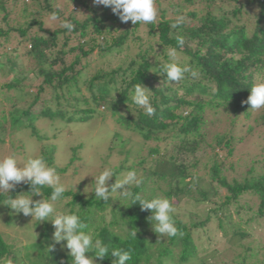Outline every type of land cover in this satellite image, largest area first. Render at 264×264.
<instances>
[{
  "label": "trees",
  "instance_id": "obj_1",
  "mask_svg": "<svg viewBox=\"0 0 264 264\" xmlns=\"http://www.w3.org/2000/svg\"><path fill=\"white\" fill-rule=\"evenodd\" d=\"M52 1L56 0H0V47L10 44L14 33L17 40L10 52L3 54L5 61L0 60V76L15 78L17 60L25 57L31 61V71L42 79L36 91H25L23 105L16 103L7 114L0 115V131L14 134L28 128L42 140L47 135L37 133L35 122L39 118L85 122L108 112L109 120L127 134L121 138V151L123 138H135L142 148H148L140 161L123 164L115 173L135 170L144 177V184L139 189L133 186L134 192L146 199L169 198L175 207L176 226L183 235L159 236L148 219L150 211H142L139 204L131 206L120 195H113L105 203L95 193L82 192V184L68 188L57 203L66 201V211L79 215L87 224L83 231L101 239L110 250H131L128 264H210L206 258L209 233L216 232L236 250L230 261L221 264H264V243L248 242L251 235L246 231L253 224L264 228V168L258 176L250 168L241 180L228 176L233 170L230 159L244 140L232 130L240 129L248 112H252L251 106L244 103L250 88L264 83V0H219L221 5H217L218 0H184L181 5L171 4L173 15L187 17L176 29L171 27L176 20L166 19L165 10L160 11L158 21L142 28V23L121 22L111 8L94 5L93 0H64L68 4L63 9L54 8ZM159 2L155 0L157 7ZM253 5L258 13L249 28L243 15ZM71 6L78 12L69 10ZM57 10L75 25L73 31L44 27L42 18ZM18 18L24 19L22 25H9ZM178 36L184 38L182 47L177 45ZM25 44L27 48L23 49ZM174 47L177 55L171 61L168 53ZM72 54L68 62L66 57ZM168 62L189 65L197 76L186 73L183 80L169 82L163 72ZM14 78L1 84L0 92L24 93L22 84L27 79ZM138 83L149 90L147 94L156 109L154 116H147L132 100L133 85ZM46 94L51 99H46ZM6 101L11 105V98ZM40 101L36 111L34 107ZM260 110L254 119L255 130L247 126L250 135L264 131V108ZM220 111L229 114L230 130L215 133L210 143L206 130L214 120L206 116ZM79 147L71 148L70 160L62 168L54 165L56 144L43 147L41 156L65 178L68 172L76 174L80 170L74 165ZM199 152L207 156L204 174L198 170ZM242 157L246 159L245 154ZM220 191H224L222 197H218ZM41 192L43 196L39 197L47 199L52 188L45 186ZM23 193L30 194L28 185H17L8 196L15 198ZM246 194L256 197V209L240 204ZM6 200L7 194L0 195V212L9 209L3 205ZM185 205H204L208 209L202 218L195 213L179 217ZM49 222L42 223L35 241L19 247L0 232V264H72L69 253L48 251L54 232ZM132 231H136L135 238ZM113 259L109 255L101 261L93 255L94 264H112Z\"/></svg>",
  "mask_w": 264,
  "mask_h": 264
},
{
  "label": "rangeland",
  "instance_id": "obj_2",
  "mask_svg": "<svg viewBox=\"0 0 264 264\" xmlns=\"http://www.w3.org/2000/svg\"><path fill=\"white\" fill-rule=\"evenodd\" d=\"M183 1L184 0H160L159 7H157L155 4L158 9V15L154 22L159 20V14L161 13V10H165L167 12L166 19L176 20L178 15H173L171 13L173 10H170V5H181L183 4ZM218 3L219 0L217 1V5H221V3ZM66 4L68 3H66L64 0H56L54 3L52 1L51 5L53 7L55 6L54 8L63 9ZM228 8L230 7L228 6ZM69 10L78 12V10L73 6H71ZM257 13L258 10L254 5L247 7L244 11L243 20L245 21L244 23L248 24L249 28H252L253 16H255ZM48 15H45L42 18L44 27L49 30H55L59 27L58 22H50ZM78 17L81 18L80 14H78ZM186 18L187 17H184V19ZM11 20L12 18L10 19V22ZM22 23H24V19L18 18L15 22L10 23L9 25H12V27H18L19 25H22ZM146 25L147 24L142 23V28H146ZM14 36L15 33L12 34L13 38L9 40L10 44H7L3 48L0 47L1 61H5L3 54L9 53L10 50L15 46V42H17V40ZM27 44L23 46V49L27 48ZM125 52L126 49H124V53H122L123 56L125 55ZM95 55L96 54L94 53L93 58H95ZM73 56L74 54L66 57V60L70 62ZM17 65L18 69L14 74L15 78L18 80H21L22 78L27 79H25L26 81H24L22 84L25 86L24 93L10 92L9 94H5V91L0 92V115H2V113L7 114L10 111L11 106L16 105V103L17 105H23V101L27 99L25 97V91L34 92L36 91V87L41 84L42 79L40 77H36L35 72L31 71V69H33L31 67V61L25 60V57H21V59L17 60ZM12 78L14 77L9 78L6 75H1L0 85L7 83L8 81L12 80ZM82 92L86 93L85 88H82ZM45 96L46 99H51L49 94H46ZM10 98L12 100L11 105L6 101V99ZM41 104V101L38 102L34 109L38 111ZM107 113L108 112H102L101 115L97 114L85 122L74 121L67 123L62 121V118H55L52 120L48 118H39V120L35 122L37 133L39 132L40 135H47L46 138H43L42 140L36 139V137L32 134V131L28 128H25L14 134L0 131V140L4 141V143L0 144V158L6 155L15 154L18 163L23 164L30 156H41L43 147L56 144L58 146V150L55 155L54 165L62 168L66 166L70 160V156L72 154L71 148L73 146H80L76 153L78 158L74 162L76 167H78V165L80 166L79 172L76 174L68 172L65 178L61 177V181L66 185L67 189H74L82 184L80 185L82 192L86 193L87 195H90L91 193L94 194L93 191L95 188V177H97L105 167H111L115 171L120 169V166L123 164L132 165L133 163L140 161V159L146 155L148 150L146 147L142 148L135 138L132 140L129 139L128 141L126 140L128 138H123L125 139V144L123 145L124 149L121 151V138L125 136L127 137V134L124 133L123 128L116 125L115 122H111L109 120ZM248 113V119L243 120L239 125L241 128L237 129L236 127L232 130V134H236L237 137H243L244 140L236 147V151L233 157L230 159L233 164V170L228 172L229 178L234 177L241 180L246 176V172L250 168H254L253 175L258 176L264 168V163L261 162V160H263L262 158H264V131L261 130V133V131L256 130V134L254 135H250L246 132L247 126H251L255 130L256 123L254 119L259 117L261 110ZM228 116L229 114L226 115L223 111H220L217 115L211 116L209 113V116H206L209 119L212 118L214 120V124L210 123V126H207L206 133L208 135V142L211 143L210 138H212L215 133H223L230 130ZM55 130H57V133L54 139L52 137L55 133ZM11 144L13 145L14 149H12ZM206 151H208V149H206ZM205 154L206 152H199L196 155L201 161L200 166H198L199 174H204L205 172L203 167V164L207 159ZM244 154L246 161L242 157ZM242 159L243 162L241 163L240 161H242ZM250 159L254 160V163L250 162ZM19 166L22 167V165ZM70 166L72 167V165ZM71 171L73 170L71 169ZM122 174L125 173L122 172L117 176L122 178ZM113 183H115V177L109 181V184ZM118 190L119 189H117V194L119 193ZM223 195L224 191H220L218 197H222ZM34 198L35 201L42 199L39 196L32 197L33 200ZM65 203L66 201L60 203H57L56 201L54 202V208L57 212H67L64 208ZM240 204L244 205L246 208L251 207L256 209L257 199L253 195L246 194L240 199ZM207 209L208 207L204 205H201L199 208L185 205L179 212V217H188L191 215L190 213H195L198 217L202 218ZM230 213L232 214L233 220L235 222L238 221L237 216L233 214L232 209L230 210ZM244 217L247 216L244 215ZM6 221H8V223ZM42 223L43 222L33 219L31 216H25L22 213H16L10 208L0 212V232L8 242H13L17 247L27 245L35 241L37 238L38 229L42 227ZM49 223L51 224V221ZM246 231L251 235V239L248 242H254L253 245H255L262 240L264 243L263 227L253 224L252 227L248 228ZM209 235L211 242L209 248L207 249L209 253L206 257L208 258L209 263L221 264L230 261V255H235L236 250H234L230 243H227V241L221 238V233L216 232L213 235L209 233ZM62 245L63 242H61V244H56L54 249L59 252L69 253V250L65 247H62ZM214 249L215 251H213ZM239 250L241 251L242 249ZM212 256H215L216 258H212Z\"/></svg>",
  "mask_w": 264,
  "mask_h": 264
},
{
  "label": "clouds",
  "instance_id": "obj_3",
  "mask_svg": "<svg viewBox=\"0 0 264 264\" xmlns=\"http://www.w3.org/2000/svg\"><path fill=\"white\" fill-rule=\"evenodd\" d=\"M94 5L111 8L114 15H117L121 22L131 21L134 25L138 23L152 24L158 15L155 0H93ZM50 22H59V26L69 32L73 31L75 25L61 17L59 10L49 13ZM183 15H178L176 22L171 25L173 29L183 23ZM177 45H184V38L177 37ZM170 60L175 61L177 48L170 49L168 53ZM167 81L179 82L190 73L193 78L197 73L189 65L180 66L175 62H168L163 66ZM133 102L144 110L147 116H154L156 109L153 107L148 96L149 90L138 83L133 85ZM215 92V89H213ZM244 103L251 106L252 111L264 108V83L253 84L250 88V95ZM19 165H22L20 167ZM115 177V183L109 181ZM25 184L30 187V194L23 193L15 198L8 196L14 191L17 185ZM144 184V177L138 175L135 170H129L119 178L111 167L104 170L95 177V197L108 203L109 198L114 194L123 196L132 205L139 204L142 211H150L148 217L155 233L159 236L169 238L182 236L183 233L177 228L173 213L175 207L167 197L156 196L151 199L143 198L140 192H134L133 186L137 189ZM45 186L52 188L50 197L34 201L33 196H43L41 189ZM117 189L122 191L117 194ZM67 191L66 185L61 181V176L56 168L49 166L43 156H30L23 164L18 163L15 154L6 155L0 158V195L7 194L6 205L16 213L31 216L39 222L51 221L54 228L52 241L48 251H52L56 244L63 243L62 247L69 250L72 264H94L95 258L103 261L106 256L114 259L112 264H128L132 259L131 250L112 248L111 250L101 239H94L91 232L83 231L87 224L81 217L72 212H57L54 202L62 199ZM135 238L136 231L131 232ZM91 254V255H86Z\"/></svg>",
  "mask_w": 264,
  "mask_h": 264
}]
</instances>
